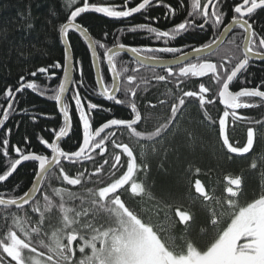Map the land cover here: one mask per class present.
Returning <instances> with one entry per match:
<instances>
[{"label": "snow or ice", "instance_id": "snow-or-ice-1", "mask_svg": "<svg viewBox=\"0 0 264 264\" xmlns=\"http://www.w3.org/2000/svg\"><path fill=\"white\" fill-rule=\"evenodd\" d=\"M153 3L154 0H122L117 6L83 0L81 6H75L76 0H69L70 13L57 29L58 39L63 43V62L57 60L28 74L36 77L39 73L48 81L59 79L49 99L58 105L62 125H58V130L49 129L47 139L37 137L46 152L31 150V142L24 137L26 147L11 146L17 157L12 158L9 153L11 129H7L5 137L0 140V155L4 158L0 164L3 169L0 182L8 181L22 162L35 164L34 177L22 194L9 196L0 191V212L10 206L23 210L22 215H0L4 225L3 238H0V264H264V188L250 201L241 203V175L226 177L228 186L223 191L227 195L221 197L210 194L201 180L196 179L194 190L199 196L189 197L185 205L156 196L147 182L150 170L147 156L160 151L163 147L161 141L167 137L174 140L181 132L190 140L195 139L191 131L180 127V117L188 98L198 102L201 123L216 130L217 140L229 161L233 155L249 153L258 134L259 138H264V119L253 120L241 114V110L264 105V81L255 86L237 83L251 60H264V35L257 32L248 19L258 9H264V0L235 3L230 23L218 35L215 30L223 24L225 16L221 10L222 0H208L203 4L201 0H191L187 18L175 23L170 30L153 26L151 20L121 29L133 33L146 31L155 41H163L162 47L127 46L124 43L108 46L94 40L89 28L77 22L82 14L87 13L114 19L130 18ZM158 6L163 4L158 3ZM175 14L176 10L167 5V15ZM199 18L203 23H197ZM209 24L213 35L207 42L169 46L184 33L203 31ZM234 26L242 30V45H235L229 55L222 45ZM70 31L78 33L86 42L99 87L98 92L92 89L91 94L114 105L125 106V117L117 116L110 108L106 110L98 103L85 101L81 96L83 66L81 61L74 59ZM108 35L104 33L105 38ZM235 39L229 44H235ZM98 49L104 50L102 56ZM123 52L132 54V62L137 66L133 73L140 68L150 69L156 82H171L180 91V95L173 97L174 102L159 101L161 106H169L168 114L162 120H154L138 104L140 83L137 75L127 74L123 79L128 69L118 67L117 60ZM161 53L173 55L171 59H165ZM211 57H219V62H214ZM156 69H162L163 74H156ZM58 70L62 72V79L57 77ZM76 71L80 72L79 80L73 78ZM105 71L111 76L110 84L105 82ZM209 76L215 81V93L203 82L198 84V90L181 88L192 78ZM19 80V86H8L3 92L7 106H0V128L13 113L15 94L25 89L35 92L39 88L36 82H26L23 75ZM143 83L147 85L148 81ZM70 85L75 86L71 95L73 107L65 100ZM171 92L169 89L168 94ZM117 93L124 98H119ZM40 95L43 96L44 92L41 91ZM256 98H259V104L253 102ZM213 105L223 106L215 118L210 115ZM156 106L150 102L147 105L150 108ZM73 111L78 117L81 139L75 150H65L62 141L70 138L73 131ZM97 111H107L108 117L103 122H96L94 113ZM229 121L233 128L239 122H247L246 142L242 145L230 141ZM121 130L127 132L128 142L117 139L118 135L124 134ZM109 145L113 149L111 160L106 158ZM164 151L166 155L167 149ZM97 156L103 163L95 166L93 171L77 167L95 163ZM65 162L75 169L74 173L66 170ZM251 167L256 168V163L253 162ZM54 169H58L55 179L59 181V187L48 182ZM200 171L195 168L196 174ZM77 186L83 187L84 191H73ZM16 187L20 189L19 185ZM197 200L207 213V223L213 230L203 246L192 235ZM54 209L58 210L55 220L51 218ZM225 216L230 222L223 226ZM200 231L205 232V229Z\"/></svg>", "mask_w": 264, "mask_h": 264}, {"label": "trees", "instance_id": "trees-1", "mask_svg": "<svg viewBox=\"0 0 264 264\" xmlns=\"http://www.w3.org/2000/svg\"><path fill=\"white\" fill-rule=\"evenodd\" d=\"M208 0H201V3H207ZM83 0H76L75 6H81ZM96 3H113L120 6L122 0H89ZM240 0H222V11L227 12L225 25L231 20L234 4ZM162 3L163 6H158ZM171 5L176 10L174 16L167 15V5ZM134 6V5H132ZM191 11V0H154L152 6L142 13L120 21H113L97 14L87 13L82 14L77 22L83 23L89 28V33L94 40H100L108 46L113 43H124L127 46H142L150 45L153 47L162 46V41H155L146 31L128 32L121 31L138 23H146L149 20L162 30H170L175 23L182 22L187 18L188 12ZM225 12V14H226ZM70 13L69 0H0V106L6 107L7 103L4 100L3 92L8 86L13 88L19 86L20 76L26 77L27 81L36 82L39 86L37 91L25 89L20 93L15 94V103L13 113H10V119L3 128H0V140L5 137L7 129H11L10 133V148L9 153L12 158H17L11 150L12 145L26 147L24 137H28L31 142V150L38 153L46 152L43 145L38 143L37 137L49 138V129L57 128L62 125V116L58 112L57 105L49 99L53 94L51 91L59 84V79L53 78L51 81L45 80L41 74L36 77L28 75L31 71L36 70L41 66H46L57 60L62 61L63 43L58 39V26L64 22L66 16ZM147 17L148 19H145ZM253 24V28L260 34L264 33V9H259L249 19ZM197 23H203V19H197ZM31 25V27H29ZM221 30L217 31V35ZM109 33L105 38L104 33ZM242 30L235 31L229 41L235 37V44H228L225 49L229 55L235 45H242ZM213 35V30L210 26H205L203 31L195 30L184 33L179 37L180 44L178 45H199L207 42ZM69 40L72 44V51L75 60L82 62L83 66V85L80 87V94L85 98V101L98 103L104 108L111 109L117 116H121L120 110L110 105L99 95L91 94L92 89L98 92L95 81V73L91 64L90 55L86 44L82 38L73 32L69 33ZM164 46V45H163ZM104 50L98 49L101 56ZM118 67L128 69L123 77L126 79L127 74H135L140 83L138 89V97L140 100L145 99L157 105L150 109L142 108L145 114H151L154 120H162L169 111V106L159 104L160 100L172 101L173 97L168 94L171 89L174 94V89L168 83L156 82L153 77V72L147 68H140L133 73V69L137 66L126 55H120L118 58ZM104 69L105 65H101ZM156 74H159L156 71ZM57 77L62 79V72L57 71ZM81 78L80 72H75L74 80ZM144 80L148 84L143 83ZM261 81H264V63L254 62L249 64L246 71L240 76L237 83L240 85L255 86ZM105 82L110 84L111 77L105 71ZM193 83L192 87H196ZM66 99L70 107L74 106V101L71 100L72 91ZM146 89V90H145ZM43 91L44 95H40ZM120 96L122 94L120 93ZM188 100H193L189 98ZM197 102L186 103L183 109V114L180 117V127L187 128L193 133L194 140H190L183 132L171 139L170 137L160 143L163 147L155 155H150L152 161L150 163V172L147 176V182L150 184L152 192L158 197H163L166 200H173L185 205L189 202V197L197 198L199 195L195 193L194 183L196 179L201 180L205 185L206 190L214 194L216 197L226 196L224 193L225 180L227 176L241 175L242 185L247 198H254L262 188H264V138H259L255 141L252 151L243 156L233 155L231 161L225 155V150L217 140L216 130L210 128L206 123H201V113ZM24 110V111H21ZM212 116L216 113L211 111ZM210 113V115H211ZM242 115L252 116L253 120L264 119V105L256 109H246L241 112ZM2 115V112H0ZM73 115V131L70 138L62 142V147L65 150H75V146L81 139L80 129L77 125L78 117L75 112ZM123 116V115H122ZM35 117V120H33ZM96 122H103L108 117L107 111H97L94 113ZM246 122V121H244ZM241 134V130L232 132V143L235 141L244 143L245 135ZM242 140V141H240ZM164 149H167L165 155ZM2 152V147H0ZM4 158L0 155V164ZM256 163L257 167L252 168L251 164ZM81 170L83 166H77ZM200 168V173H195V168ZM34 162L23 164L16 173L5 183L0 184V191L6 192L7 195L22 194V190L30 185L34 177ZM70 172L75 171L74 168L68 166ZM3 169L0 168V171ZM58 174V169L53 170L49 174L48 182L54 187L61 186L59 181L55 179ZM19 185L20 189L16 186ZM91 186V185H88ZM213 189L215 190L213 192ZM84 188L79 186L76 192H83ZM51 194V193H50ZM246 198V199H247ZM243 201H246L245 198ZM0 212V215L5 214ZM7 214L18 212L15 209H8ZM55 213L53 212L52 215ZM226 217V216H225ZM224 217V218H225ZM207 213L201 208L200 201L196 202V221L192 225V235L196 242L203 245L212 234V229L207 223ZM204 228L205 232L200 229ZM4 231V225L0 220V232ZM3 236V234H2Z\"/></svg>", "mask_w": 264, "mask_h": 264}, {"label": "flooded vegetation", "instance_id": "flooded-vegetation-1", "mask_svg": "<svg viewBox=\"0 0 264 264\" xmlns=\"http://www.w3.org/2000/svg\"><path fill=\"white\" fill-rule=\"evenodd\" d=\"M208 2V1H207ZM211 10H212V8H211V6H210V8H209V11L211 12ZM221 10H222V7H221ZM259 10V9H258ZM257 10V11H258ZM256 11V12H257ZM224 12V11H223ZM226 12V11H225ZM227 12H226V14H225V16H224V21L226 20V17H227ZM253 15V14H252ZM248 19H250V17L248 18ZM223 21V24L220 26V28H218V29H216L215 30V32L217 33V31H219V30H221V31H223V28L225 27V26H227L229 23H230V21H228V23L225 25L224 22ZM207 26V25H206ZM208 26H210L211 28H212V26L209 24ZM213 30V29H212ZM240 29H239V27L238 26H236V27H234V29L231 31V33L228 35V37L226 38V40H225V42L223 43V45H222V49L225 51V49H227L228 48V44H229V39H230V37L233 35V33L236 31H239ZM262 34V33H261ZM262 35H264V33L262 34ZM178 44H180V42H179V37H177V39L175 40V41H171L170 42V44H169V46H180V45H178ZM164 45V43H163V41H162V46ZM186 45V44H185ZM162 46H160V47H162ZM186 50H188V49H186ZM122 55H124V54H122ZM161 56H163L165 59H171L172 58V55L173 54H170V53H161L160 54ZM127 56V55H126ZM129 57V56H128ZM130 58V57H129ZM131 60H132V58H130ZM211 59L214 61V62H219V57H211ZM254 62H258V63H264V60H251L250 61V63L249 64H251V63H254ZM156 71H158L159 72V74H163V70L162 69H156ZM110 75V74H109ZM111 77V76H110ZM201 82H203V83H205V85L207 86V87H209L210 88V90H211V92L212 93H215L216 92V85H215V81L214 80H212L211 78H210V76L209 77H205V78H192L191 80H189V81H187L186 82V84L185 85H181V88L183 89V90H198V84L199 83H201ZM164 83H166V82H164ZM168 83V85L171 87V88H175V86H174V84L173 83H171V82H167ZM193 83H195L196 85V87H192V85H193ZM71 92V91H70ZM173 92V91H172ZM174 94H172L171 93V95L172 96H178V95H180V91L178 90V89H174ZM69 96V95H68ZM118 97L119 98H124L123 97V95L122 96H120V93L118 94ZM67 99V98H66ZM103 100H105L104 98H102ZM189 99V98H188ZM106 101V100H105ZM109 103H110V105H113L115 108H118L119 110H120V113L123 115H121L120 117H125L126 116V107L125 106H119V105H114L113 104V102H111V101H108ZM137 102H138V104H140L141 105V108H147V110L151 113V110L150 109H152V108H150V107H147V105L149 104V102L145 99L144 101H142V100H140L139 99V97H137ZM190 102H197V101H195L194 99L193 100H186V103H190ZM253 102H255V103H260V101H259V98H256ZM198 103V102H197ZM151 104H153V103H151ZM198 105V104H197ZM106 106V105H105ZM105 106H103V107H105ZM261 106H263V105H261ZM186 107V106H185ZM222 105H213V106H211L210 107V113H211V111L213 112H215L216 114L213 116V118H215L216 116H217V113L222 109ZM254 109H256V108H254ZM246 109H244V110H241V112L242 111H245ZM106 112V111H105ZM211 115H212V113H211ZM250 118L251 119H254V117H252V116H250ZM229 124H230V141L232 142V137H231V134H232V132H237L238 130H241V134H242V132H244L243 133V135H245V141L244 142H246V127H247V122H239L238 123V125H236L234 128L231 126V121H229ZM121 131H123V135L122 136H120V135H118L117 136V139L118 140H122V141H124V142H128V137H127V132L126 131H124V130H121ZM71 134V133H70ZM67 139V138H66ZM65 140V139H64ZM63 140V141H64ZM62 141V142H63ZM240 141H242V140H240ZM235 143V145L237 144V143H239V144H241L242 145V143H240V142H238V141H235L234 142ZM254 145H255V142H254ZM254 145H253V148H254ZM252 148V149H253ZM252 149L250 150V152L252 151ZM113 152V149L111 148V145H109V152H108V154H107V156H106V158H108L109 160H111V153ZM249 152V153H250ZM249 153H247V154H249ZM247 154H245V155H247ZM150 155L151 154H148V156H147V161H148V163H149V165H150V163H151V161H152V158L150 157ZM100 163H103V160L99 157V156H97L96 157V161H95V163H87V164H84L83 165V168H87L88 169V171L89 172H91V171H93V169H94V167L95 166H98ZM64 166L66 167V170H68L67 169V167L69 166V165H67V163L65 162L64 163ZM107 167H109V166H106V168ZM55 170V169H54ZM150 170H151V168H150ZM150 170H149V172H150ZM69 171V170H68ZM149 172H148V175L147 176H149ZM140 177L141 178H143V173H140ZM228 185H227V181L225 180V188L227 187ZM79 189V186H77V187H73V191H77ZM241 195H240V197H239V201L241 202V203H243L244 201V198H245V200L246 201H250L251 199L250 198H247L248 196L247 195H245V197H244V194H245V190L243 189V185H241ZM210 194H212V193H210ZM226 194V193H225ZM199 195V194H198ZM227 195V194H226ZM247 198V199H246ZM28 207V206H27ZM27 207H25V208H27ZM9 209H15V210H17L18 212H15V213H17V214H23V210H18V209H16V208H9ZM6 211H8V210H6ZM4 212L5 214H7V212ZM53 212L55 213L54 215H52L51 214V218L53 219V220H55L56 218H57V215H58V210L57 209H54L53 210ZM52 212V213H53ZM227 222H230V221H228V219H227V216L224 218V223H223V226H226V223ZM2 234H3V231L2 232H0V238H3V236H2ZM75 243V242H74ZM201 246H203V245H201ZM77 256H79V252L77 251Z\"/></svg>", "mask_w": 264, "mask_h": 264}, {"label": "water", "instance_id": "water-1", "mask_svg": "<svg viewBox=\"0 0 264 264\" xmlns=\"http://www.w3.org/2000/svg\"><path fill=\"white\" fill-rule=\"evenodd\" d=\"M93 14H96V13H93ZM97 15H99V16H102V17H104L102 14H97ZM136 14H134L133 16H135ZM104 18H107V17H104ZM131 18V17H130ZM107 19H109V20H113V21H120V20H124V19H129V18H122V19H114V18H107ZM234 27H236V26H234ZM234 27L232 28V30L234 29ZM231 30V31H232ZM231 31L228 33V35L231 33ZM70 32H73V33H75L74 31H70ZM76 34H78V33H76ZM79 35V34H78ZM228 35H227V37H228ZM226 37V38H227ZM226 38L224 39V42H225V40H226ZM83 40V39H82ZM84 43L86 44V42L84 41ZM121 54H124V55H127V56H129L130 58H132V54L131 53H128V52H123V53H121ZM253 60H259V59H253ZM94 69V68H93ZM94 73H95V69H94ZM75 77V72L73 73V78ZM72 86L73 85H70V89H69V91L68 92H66L65 93V100H66V98L68 97V95H69V93H70V91H71V88H72ZM97 87H98V85H97ZM98 89H99V87H98ZM119 93H117V95H118ZM57 108H58V105H57ZM66 139V138H65ZM25 163H27V162H22L21 163V165L20 166H18V168H17V170L23 165V164H25ZM16 170V171H17ZM16 173V172H15ZM14 173V174H15ZM13 174V175H14ZM12 175V176H13ZM11 178V177H10ZM9 178V179H10ZM7 182V181H6ZM3 183H5V182H0V184H3ZM16 208L15 206H10L9 208ZM25 207H27V206H25ZM17 209V208H16Z\"/></svg>", "mask_w": 264, "mask_h": 264}]
</instances>
